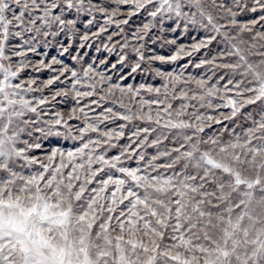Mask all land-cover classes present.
<instances>
[{
  "label": "snow or ice",
  "instance_id": "snow-or-ice-1",
  "mask_svg": "<svg viewBox=\"0 0 264 264\" xmlns=\"http://www.w3.org/2000/svg\"><path fill=\"white\" fill-rule=\"evenodd\" d=\"M0 264H264V0H0Z\"/></svg>",
  "mask_w": 264,
  "mask_h": 264
},
{
  "label": "rangeland",
  "instance_id": "rangeland-1",
  "mask_svg": "<svg viewBox=\"0 0 264 264\" xmlns=\"http://www.w3.org/2000/svg\"><path fill=\"white\" fill-rule=\"evenodd\" d=\"M61 107H63V105H61Z\"/></svg>",
  "mask_w": 264,
  "mask_h": 264
}]
</instances>
